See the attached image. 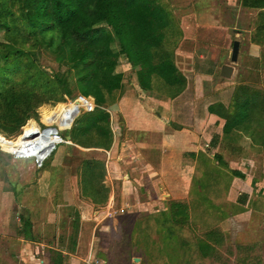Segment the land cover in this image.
<instances>
[{
  "label": "rangeland",
  "instance_id": "1",
  "mask_svg": "<svg viewBox=\"0 0 264 264\" xmlns=\"http://www.w3.org/2000/svg\"><path fill=\"white\" fill-rule=\"evenodd\" d=\"M158 1L169 11L173 20L166 31L164 49L174 60L184 79L182 82L184 86L174 95L159 90L157 85L154 88L150 86L151 90H144L139 87L130 64L121 59L116 71L123 73L124 90L115 98L116 102L105 109L110 114L113 139L117 140L118 152L114 151L113 159L119 162V170L113 181H117L118 186L116 187L114 182L112 187L110 178L106 179V182L108 189H113L116 200L119 198L120 201L123 197V208L135 210L137 202L144 210L143 213L137 211L134 214L117 217L119 222H125L117 228L118 233L109 234L100 226L93 236L92 246L88 247L91 241L86 234L88 238L86 246L88 249L92 248L94 264H99L100 259H103L105 264H264V244L262 245L264 220L253 219L255 221L253 224L262 223L263 227L260 229L254 228L253 224L250 227V224H247V217L230 220L229 223L222 222L230 213L234 214L239 209L229 197L232 193V177L241 179L242 176L232 175V170L227 169L223 161L213 158L215 153L212 139L214 136L220 137L217 134L222 130L223 121L207 111L208 106L215 102H225L228 105L238 85L252 86L264 93V47L263 51L259 49L255 51L250 41L258 11L244 7L243 0ZM257 3L263 5L264 0H257ZM234 40L240 42V48L237 62L231 63L230 55ZM0 42H7L3 31H0ZM255 53L257 57H253ZM36 63L48 73L59 70L57 64L45 56L39 57ZM222 65H230L233 68L230 78L219 75ZM152 84L161 83L154 80ZM72 90L73 95L65 97L64 102L58 107H55L56 101L52 100L39 108L40 118L32 120L17 137H8V134L0 133V144L16 146L35 131L40 132V128L43 130L50 126H53L61 137L71 135L74 139L73 125L85 118L84 115L88 112L85 114L83 107H89L92 103L88 100L80 102L78 99L70 101L80 95L76 89ZM130 96L134 101L133 106H125L127 104L124 98L130 102ZM157 128H163L168 134L169 131L172 132L170 138L173 143L169 144H174V147L172 145L169 148L172 151L175 149L174 153L178 154L177 158H170V161L168 156H164L165 167L168 164L171 166L167 168L169 174H166V177L163 173L158 172L154 175L151 169L143 168L135 155V152L139 151L138 147H141L143 154L147 155L151 163L159 161L163 148L158 143L160 132L155 130ZM247 135L251 136L252 141H263L258 131L247 132ZM53 143L51 137L47 138L44 146L37 151V157L43 158ZM68 145L70 144L57 145L40 168L36 166L33 158H16L12 156V152L0 147V264H23L18 256L21 254L20 250H24V244L18 239L30 240L21 234L18 217L20 214L30 218L35 241L48 244L54 249L46 253L45 250L48 249L42 250L40 247L38 252L43 251V254L38 253L37 264H51L54 251L58 247L61 253L62 246L64 249L74 251V241L77 242L78 230L81 227L80 223L78 225L80 219L76 218L78 210L87 213L83 218L87 227H93V223L97 222L94 217L98 214H89L91 213L89 205L84 204L82 199L79 200L82 198L80 186L76 187V195L79 197L73 204L72 200L68 201L66 187L64 190L56 185L48 188L49 190L53 188L56 195H59V200L48 199L47 187L51 185L47 186V178L54 163L69 148ZM184 149L186 155L183 157L181 154ZM191 151L196 154L193 158L187 154ZM233 151L227 146L226 141L220 144L219 153L223 156L227 152L233 155ZM6 153L11 154L12 158L7 157ZM28 154L25 152L21 155ZM98 155L101 156L100 153ZM201 155L203 158H200ZM177 159L181 160L182 164H179ZM195 167L196 170L201 169L202 173L200 172V176L193 180ZM63 172L65 169L62 170V176ZM147 172L150 173L148 176L152 184L142 188L141 192V179L147 176ZM253 173L256 174L257 171L252 169L246 171L248 176ZM36 181L39 185L35 183ZM203 181L206 188L200 185ZM59 189L62 195L59 194ZM170 192L171 198L186 202L189 206L192 224L182 227L183 233L190 234L189 231L193 232L191 229H194L193 236L203 238L211 229L215 230L214 232H224L223 230L231 223L235 230L246 228L245 233L251 238L243 237L244 234L240 232L236 245L241 243L242 246H235L231 236L227 235L225 238H231L230 242H225L224 239L222 246L209 258H183L185 248L179 232L173 234L172 219L167 213L157 211L158 208L167 209L168 206H163L161 201L168 198ZM169 202L171 201L165 203ZM257 208L264 209V206ZM100 216L103 217L104 213L101 212ZM100 216H97V219L98 217L100 219ZM74 227L77 228L73 232ZM79 236L82 239L83 234ZM90 237L92 240V235ZM192 240L195 243V240ZM105 248H108L106 254ZM79 251L84 254L86 247L81 245ZM134 259L139 261L136 262ZM66 262L62 261V264ZM68 264L74 263L68 260Z\"/></svg>",
  "mask_w": 264,
  "mask_h": 264
},
{
  "label": "trees",
  "instance_id": "2",
  "mask_svg": "<svg viewBox=\"0 0 264 264\" xmlns=\"http://www.w3.org/2000/svg\"><path fill=\"white\" fill-rule=\"evenodd\" d=\"M249 1L243 0V6L258 11L250 41L263 47L264 4H258L257 0ZM159 2L0 0V31L4 32L7 40L0 42V133L17 137L32 120L40 118L39 108L52 100L58 107L65 97L73 95L74 88L80 95L88 97L91 103L94 100L96 105L92 112H84L85 118L73 125L76 144L110 147L113 133L110 114L105 109L116 102L115 98L123 90V73L116 71L121 59L130 64L140 88L147 90L157 85L159 90L174 95L184 86V79L164 49L166 31L172 19ZM42 56L55 62L59 70L48 73L39 68L36 62ZM154 80L161 84H152ZM207 111L223 121L222 136H214L212 146L226 141L233 151V143L243 135L250 139L251 136L247 135L250 131H258L263 137L262 142L252 141V138L251 142L264 145V93L259 89L238 85L228 105L215 102L208 106ZM38 137L41 134L35 131L16 146L0 144V147L20 155L28 152L37 156V152L25 151V148L28 142L37 141ZM6 154L12 158L11 154ZM187 154L192 158L195 155L193 152ZM213 158L223 161L218 153ZM82 164L84 193L89 194L94 203L104 202L108 189L100 182L105 173L103 162L88 159ZM200 172L201 169L195 168L193 180L200 176ZM235 174L242 176L232 171V175ZM200 185L206 188L205 181ZM167 206L164 213L172 219L173 234L179 232L182 238L183 258H209L215 252L214 243L222 242L220 232L211 229L203 238L193 236L194 229L189 231L190 234L183 233L182 227L192 224L188 203L171 201ZM18 217L21 234L35 241L29 218L22 214ZM118 224L120 227L125 222ZM54 255L56 258L51 264H62V255L58 252Z\"/></svg>",
  "mask_w": 264,
  "mask_h": 264
},
{
  "label": "crops",
  "instance_id": "3",
  "mask_svg": "<svg viewBox=\"0 0 264 264\" xmlns=\"http://www.w3.org/2000/svg\"><path fill=\"white\" fill-rule=\"evenodd\" d=\"M248 9H251V8H248ZM251 10H254V9H251ZM252 46L255 47L254 48V49H256L255 51H257V49H259L260 51H263L262 49L264 46L260 47V46L255 45V44H252ZM256 54L257 53H255L253 57H257ZM127 89H129V88H127ZM129 90H125V91L129 93L130 92ZM124 99H125V103L127 104L125 106H129V105H132V103H134L132 96H130V102L126 101L127 98H124ZM155 130L160 132L159 133L160 137H159L158 143H160L161 148H163V151L159 157V161L155 164L151 163L148 160L147 155L143 154V152H142L143 148L141 150V147H138L139 151H136L135 155H136V158L138 159L139 163L142 165L143 168H145L146 170L151 169L154 175L158 174V172L163 173L164 177H166V174H169V171H167V168H170L171 166L168 164V166L165 167L166 162H165V160H163L164 156H168L169 157L168 159L170 161V158H177L178 154L174 153L175 149L172 151L169 148V147H172V145L174 147V144H172V145L169 144V143H173V140L170 138V135H172L171 134L172 132L169 131V134H168V132H166L163 128L162 129L157 128ZM217 135H220V137L222 136L221 130H220V134H217ZM69 136H70V139H69L70 145H68L69 148H67L65 150L64 155L61 156V158L56 163H54L53 167L51 168V170H50L51 174L47 178V186L48 185H51V186L47 187V189L50 187H55L53 185L61 186L60 188L63 190L66 187L67 192H68V196H67L68 201L72 200L71 203L73 204L74 201L78 200V197H79V196L77 197V195H76V187L80 186V189H81L80 197H82V198H79V200L82 199L84 204L89 205L88 207H90V212H91L89 214L97 213L98 214L97 216H100V213L102 212V213H104V216L103 217L100 216L101 217L100 219H99V217L97 219V216H95L94 219L97 220V222L95 224L93 223V225H94L93 227H87L85 225L84 220H83L84 214H87V213L83 210H78L76 212L77 213L76 218L80 219L78 222V225L80 223L81 227L78 230L77 242L75 243V241H74V244H75L74 251H70V250H68V248L64 249V247L62 246L61 247L63 249V250L61 249L62 253L59 252L60 251L58 249L59 247L57 248V250L55 249L54 252H56V253L59 252L64 259L63 263H65L66 262L65 260H67L66 264H68V260L72 261L74 264H94V262H93L94 257H92V248L88 249L86 246L87 240H88L86 234H88V237L90 238L89 240L91 241V243H88L89 244L88 247L92 246L93 236L96 233L97 229L100 228V226H102L103 229L107 230L109 232V234H111L112 232L117 233L118 232L117 228L119 227V224H118L119 220L117 219V217H119L123 214H134V213H137V211L140 213H143L144 209L142 210L141 204L139 206V204L137 202H136L137 209H135V210L134 209L128 210V209L123 208V206H122L123 197H122L121 191H120V197H122V198L119 201V198H118V200H116L114 198L115 195H114L113 189L112 188L108 189L106 179H109V178L111 179V182H112L111 186L112 187L114 185V182L116 184V187L118 186V182L113 181V178L116 179V177H114V175L119 170V168H118L119 162H116L113 159L114 151L118 152L117 151L118 150L117 140L113 139L110 147H108V148H106V147L94 148V145L86 144V143L82 144V146H79L76 144L75 140L72 139L71 135H69ZM66 139H67V137H66ZM241 139L242 140L236 141L233 143L235 151H233V155L232 154L230 155V153L227 152L229 157H226L227 154H224V156H223L221 153H219L221 143H217V145L213 146L214 147L213 152L216 154L218 153V154L222 155V160L226 164L225 166L227 167V169H231L232 171H237L240 174H242V176H243V177H241V179L236 178L235 176L232 177V181H231L232 193L229 197V200L232 203H234V206L236 205L239 209L234 214H231L230 211L228 210V212L230 214L227 217H225L222 220V222L228 221V223H229L230 220L235 221L238 218L241 219L242 217H247V220H248L247 224H250V227H251L253 222H255V221H253L254 218H258V220L260 219L261 221L264 220V209L257 208V206H261V207L264 206V145H261V146H259L258 144L255 145L246 136L242 137ZM226 144H227V142H226ZM227 146H229V144H227ZM135 150H136V147H135ZM192 151L195 152V150H192ZM224 152H226V151H224ZM98 153H100L102 157L99 156ZM181 155L183 157L186 155L185 149ZM88 159H94V160L103 162L105 173H104L103 178L100 182L103 184V186L106 189H108L107 197H106V200L104 202L99 201L98 203H94V200L90 197V195L84 193L83 184H85V181H83L84 177H83L82 171H83L84 167H83L82 163H83V161H86ZM177 161L179 162V164L180 163L182 164L181 160L177 159ZM233 167H235V168L233 169ZM63 169H65V172H63V176H62V170ZM251 169L255 170V172L257 171V173L256 174L253 173L250 176L246 175V171L247 170L251 171ZM148 175H150V173H148L147 176ZM147 176L145 175L141 179V181H142V186H140L141 192H142V188H144L146 186L149 187V185L152 184V180H150L149 176L148 177ZM35 183L39 185L38 181H36ZM180 183H182V181ZM184 183H185V181H184ZM189 184H190V182H189ZM60 191L61 190L59 189V194L62 195ZM46 193H47L48 199L50 201L59 200V195H56V192L53 191V188H51L50 190L48 189V192H46ZM167 196H169V197L166 199H163L161 201L163 206L167 205L165 203L166 201H176L175 199L171 198V192ZM62 198H63V196H62ZM65 200H66V198H65ZM71 203L69 202V205ZM66 205L68 206L67 203H66ZM133 207H135V205H133ZM95 208L97 209L96 211H95ZM158 209H159V210H157L158 213L167 212V209L165 207H163L162 210L160 208H158ZM115 215H117V216H115ZM24 218H29V217L27 216ZM29 220H30V218H29ZM88 221H91V220H88ZM253 226H254V228H259V229L263 227L262 223H259V222H257L256 224H253ZM20 227H21V224H20ZM76 228L77 227H74L73 232L76 230ZM245 229L246 228L241 229V230H235L234 226L231 225V223H230L229 227L225 228V230H223L224 232L220 233L222 235V241H224V239H225V242H230V239L232 238L233 240H235V242L232 240V243L235 246H242L241 243L236 245V240H238L237 235L240 232L242 234H244L243 237H246V238L248 237V234L245 233ZM32 234L34 235L33 231H32ZM81 234H83L82 239L79 236ZM90 235H92V240H91ZM227 235L229 237L231 236V238L230 239L225 238ZM248 238H251V237H248ZM18 240L22 241V243L24 244V246H23L24 250H20L21 254L18 256V258H20V261L23 264H37L39 261L38 253L43 254V251L38 252L40 247H42L41 248L42 250H45L44 248L48 249V250H45L46 253L49 252V250H51V251L54 250L51 247H49L48 244H44L43 242L25 241V240H22V238H19ZM85 241H86V244L84 245ZM253 241H254V239H253ZM253 241H251V242H253ZM81 242H82V244H81ZM223 244H224V242H223ZM263 244H264V242L262 243V245ZM81 245H82V247L83 246L86 247V251L84 254H82V252L79 251V247H81ZM27 246H29V248H27ZM221 246H222V242H220L218 244L214 243L215 250ZM110 249H111V247H110ZM107 252H108V248H105L104 253L106 254ZM47 256H49V253L47 254ZM22 257H24V258L21 260ZM54 258H56L55 255H54ZM98 261H99V259H98ZM98 263L99 264H105L103 259H100V261Z\"/></svg>",
  "mask_w": 264,
  "mask_h": 264
},
{
  "label": "built area",
  "instance_id": "4",
  "mask_svg": "<svg viewBox=\"0 0 264 264\" xmlns=\"http://www.w3.org/2000/svg\"><path fill=\"white\" fill-rule=\"evenodd\" d=\"M87 98L88 97H85V96H82V95H77L75 97V99H78L80 102H87ZM95 107H96V105H95L94 100H93L92 106L83 107V109H85L83 112H91V111H93L95 109ZM44 132H48L49 135H51V137H53V139H54V143L52 144V149L50 150V152H48L41 159H38L37 157H35L33 155L21 157V158H33V161H34V163L36 164V166L38 168H40L43 165L44 160L47 159L50 156V154L56 149L57 145L67 144V143L70 144V140H66V138L61 137L59 135L58 131L55 130V128L53 126L46 127L45 129H43L41 135H44ZM37 139H38L37 145H40L42 143V141H43V138L38 137ZM34 141H36V140H34ZM12 156H14V155H12ZM17 158H19V157H17Z\"/></svg>",
  "mask_w": 264,
  "mask_h": 264
},
{
  "label": "water",
  "instance_id": "5",
  "mask_svg": "<svg viewBox=\"0 0 264 264\" xmlns=\"http://www.w3.org/2000/svg\"><path fill=\"white\" fill-rule=\"evenodd\" d=\"M239 48H240V42L238 40H234L232 43V49H231V55H230V62L236 63L238 60L239 55ZM233 68L230 65H222L219 75L223 78H230L232 75ZM70 139V136H67V140ZM136 262L139 261V259H134Z\"/></svg>",
  "mask_w": 264,
  "mask_h": 264
},
{
  "label": "bare ground",
  "instance_id": "6",
  "mask_svg": "<svg viewBox=\"0 0 264 264\" xmlns=\"http://www.w3.org/2000/svg\"><path fill=\"white\" fill-rule=\"evenodd\" d=\"M40 126V125H39ZM40 132L42 133V129L40 128ZM49 137H51V135H49V133H47V132H44V135H41V138H43V141H42V143L40 144V145H37V142H38V140L37 141H30V142H28L27 143V147L25 148V151H33V152H37L38 151V149L39 148H41V146H44V142L47 140V138H49ZM52 139H53V137H51ZM53 141H54V139H53ZM34 143V144H33ZM51 149H52V146L50 147ZM50 149V150H51ZM48 152H50V151H48ZM47 152V153H48ZM46 153V154H47ZM16 158L17 157H19V158H21V157H24V156H30V155H32L31 153H29L28 155H20V154H18V153H16V152H13L12 153ZM33 156H35V155H33ZM35 157H37V156H35ZM38 159H40L39 157H37Z\"/></svg>",
  "mask_w": 264,
  "mask_h": 264
}]
</instances>
